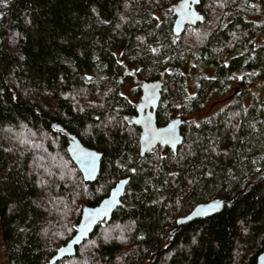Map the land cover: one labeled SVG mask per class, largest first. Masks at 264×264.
Returning a JSON list of instances; mask_svg holds the SVG:
<instances>
[{
  "label": "trees",
  "instance_id": "16d2710c",
  "mask_svg": "<svg viewBox=\"0 0 264 264\" xmlns=\"http://www.w3.org/2000/svg\"><path fill=\"white\" fill-rule=\"evenodd\" d=\"M179 1L0 3L8 264H46L74 235L82 208L127 177L109 223L56 264H255L264 250V0H201L203 20L176 36ZM200 64L210 72L190 89L185 69ZM129 69L142 82L162 78L156 124L182 121L175 152L157 146L140 156L136 105L121 93ZM235 84L239 93L225 106L201 114ZM68 135L102 154L95 182L85 183L70 159ZM216 199L224 201L219 213L169 239L180 217Z\"/></svg>",
  "mask_w": 264,
  "mask_h": 264
},
{
  "label": "water",
  "instance_id": "95a60500",
  "mask_svg": "<svg viewBox=\"0 0 264 264\" xmlns=\"http://www.w3.org/2000/svg\"><path fill=\"white\" fill-rule=\"evenodd\" d=\"M201 0H180L173 8L174 22L173 33L180 36L187 26H195L203 20V16L197 11L196 6ZM89 78V77H88ZM162 78L153 82H142L140 85L139 102L135 107V115L131 123L139 127V150L140 156L152 151L157 146L167 147L176 151L182 143L180 127L182 121L179 118L170 120L165 126L158 127L156 124V109L161 99ZM54 129L64 132L59 126ZM67 153L79 171L85 183L95 182L99 171L102 154L85 147L74 135H68ZM129 178L120 179L109 190L97 206H84L74 235L63 246H60L46 264L57 262L75 256L76 249L81 246L92 234L99 224L109 223L112 213L121 204V198ZM224 201L216 199L207 203L198 204L190 213L177 220V228L169 233V239L177 233L182 225L196 219H204L219 213ZM255 264H264V250L256 257Z\"/></svg>",
  "mask_w": 264,
  "mask_h": 264
},
{
  "label": "rangeland",
  "instance_id": "374dc122",
  "mask_svg": "<svg viewBox=\"0 0 264 264\" xmlns=\"http://www.w3.org/2000/svg\"><path fill=\"white\" fill-rule=\"evenodd\" d=\"M209 72H210L209 67H205L201 64H200V66H198V68H196V66H195L194 69L190 68V67L185 69V73L188 76L187 78H188L189 88L193 89L195 87L196 78L199 75H201V74L208 75ZM125 74L129 75L130 78L127 81L126 85L121 90V93L123 96L127 97L135 105H137V103L139 102V97L138 98L133 97L132 90L134 88L140 87L142 81L135 77L134 70H132V69L126 70ZM251 90L253 91V88ZM238 93H239V88H238V85L235 84L231 87V90L224 97L212 99L207 104L205 109L203 111H201V114L202 115H209V114L216 112L217 110H219L221 107L225 106L228 103L227 100H229L231 96H235ZM0 264H8L6 252L4 250V246H3V242H2V238H1V233H0Z\"/></svg>",
  "mask_w": 264,
  "mask_h": 264
},
{
  "label": "snow or ice",
  "instance_id": "6c2138e0",
  "mask_svg": "<svg viewBox=\"0 0 264 264\" xmlns=\"http://www.w3.org/2000/svg\"><path fill=\"white\" fill-rule=\"evenodd\" d=\"M0 3H3L5 6H6V4H7V0H0ZM253 7H255V5H253ZM117 27H119V25H117ZM173 42H175V41H173ZM151 51L152 52H156V49L155 48H153V49H151ZM89 80H90V78H88ZM81 111H83V109H80ZM133 171H135L134 169H133ZM103 239L105 240V242L109 239V237L107 236V235H105L104 237H103ZM120 239H123V237H120ZM94 245H95V241H93L92 242ZM193 243H195V240H193Z\"/></svg>",
  "mask_w": 264,
  "mask_h": 264
},
{
  "label": "bare ground",
  "instance_id": "6f19581e",
  "mask_svg": "<svg viewBox=\"0 0 264 264\" xmlns=\"http://www.w3.org/2000/svg\"><path fill=\"white\" fill-rule=\"evenodd\" d=\"M60 127V126H59Z\"/></svg>",
  "mask_w": 264,
  "mask_h": 264
}]
</instances>
